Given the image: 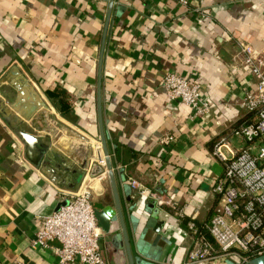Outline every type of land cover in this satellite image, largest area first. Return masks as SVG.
<instances>
[{"label": "crops", "instance_id": "obj_1", "mask_svg": "<svg viewBox=\"0 0 264 264\" xmlns=\"http://www.w3.org/2000/svg\"><path fill=\"white\" fill-rule=\"evenodd\" d=\"M109 2L0 0V76L16 65L51 116L88 139L92 155L101 142L97 71ZM239 42L264 46V0H113L101 108L115 190L108 176L90 172L92 205L103 210L100 252L108 264L237 263L204 224L223 172L214 144L221 141L227 154L237 150L244 138L234 127L253 117L239 105L255 86ZM169 71L201 80V95L212 104L207 116H192L189 106L165 96L159 82ZM55 86L64 90L60 109L50 97ZM14 93L0 84L4 99ZM165 133L173 134L168 143L159 141ZM81 176L73 187L52 181L24 156L23 143L0 115V264H59L52 249L57 240L47 246L29 240L38 218L62 204ZM130 178L183 204L184 215L171 218L172 208L139 196ZM190 218L204 225L200 233L186 228ZM202 241L209 253L191 258L189 251ZM65 264L80 263L74 258Z\"/></svg>", "mask_w": 264, "mask_h": 264}, {"label": "built area", "instance_id": "obj_2", "mask_svg": "<svg viewBox=\"0 0 264 264\" xmlns=\"http://www.w3.org/2000/svg\"><path fill=\"white\" fill-rule=\"evenodd\" d=\"M203 10L207 11L206 8ZM238 52L243 67L255 77L254 88L246 91L239 100V105L253 113V117L234 128L244 138L243 145L237 150L227 154L221 149V141L214 144L213 154L222 162L223 172L212 187L217 203L206 226L221 250L236 256V264H245L249 258L264 254V46L257 48L239 42ZM159 85L168 99L189 106L192 116L209 114L212 104L201 95L198 77L188 79L169 71L162 75ZM172 139V133H165L159 141L168 143ZM96 145L77 186L66 190L64 203L38 218L40 225L29 240L32 246H47L48 240H57L58 245L52 249L59 264L74 258L80 264H108L100 252L102 231L91 202V164L101 168L96 174L98 179L108 176L101 142ZM129 182L139 196L153 198L158 207L172 208L168 213L171 218L180 220L184 215L183 204L177 205L167 195L151 190L135 178H130ZM186 228L192 233L198 231L193 218L186 222ZM208 253L209 246L202 241L189 251V256L201 258Z\"/></svg>", "mask_w": 264, "mask_h": 264}, {"label": "water", "instance_id": "obj_3", "mask_svg": "<svg viewBox=\"0 0 264 264\" xmlns=\"http://www.w3.org/2000/svg\"><path fill=\"white\" fill-rule=\"evenodd\" d=\"M112 2L113 0L109 2V13ZM109 13L103 29L97 71V109L101 146L105 154L108 177L115 190L114 174L103 132L101 108L102 55ZM4 82L9 84L15 93L8 100L0 95V115L23 143L24 156L52 181L66 182L69 187H73L78 177L89 166L92 156L90 142L83 135L51 116L45 108L47 104L16 65L10 66L0 76V84ZM100 170L101 168L93 163L89 172L98 173ZM119 211L121 213V210ZM102 213L103 210H95L97 219ZM120 220L123 224L122 217ZM123 234L127 240L124 226ZM245 264H264V254L249 258Z\"/></svg>", "mask_w": 264, "mask_h": 264}, {"label": "trees", "instance_id": "obj_4", "mask_svg": "<svg viewBox=\"0 0 264 264\" xmlns=\"http://www.w3.org/2000/svg\"><path fill=\"white\" fill-rule=\"evenodd\" d=\"M51 92L48 91V94L49 93L52 94V96L50 94V97H52V99H54V106L56 107V109H60L59 107L62 108L64 105H66L65 98H63V96H64V90L62 88H60L59 86H55V88ZM249 121L250 120H245V121L239 122L237 125H235L234 128L238 127L242 123L249 122ZM212 215H213V213H212ZM211 216H210V218H211ZM210 218H209V220H210ZM209 220L206 222V224H208ZM206 224H204V225L207 228ZM197 226H198L197 233H200V231H201L200 228L203 227V226H201L199 224H197Z\"/></svg>", "mask_w": 264, "mask_h": 264}, {"label": "bare ground", "instance_id": "obj_5", "mask_svg": "<svg viewBox=\"0 0 264 264\" xmlns=\"http://www.w3.org/2000/svg\"><path fill=\"white\" fill-rule=\"evenodd\" d=\"M95 152V151H94Z\"/></svg>", "mask_w": 264, "mask_h": 264}]
</instances>
